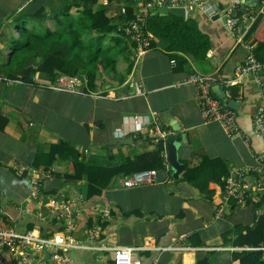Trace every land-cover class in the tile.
Masks as SVG:
<instances>
[{
    "label": "crops",
    "instance_id": "crops-1",
    "mask_svg": "<svg viewBox=\"0 0 264 264\" xmlns=\"http://www.w3.org/2000/svg\"><path fill=\"white\" fill-rule=\"evenodd\" d=\"M204 2L220 11L236 3L239 10L252 11L254 19L245 18L232 31L221 16L211 18L197 8L185 10V17L179 19L191 21L209 38L210 50L204 58L191 53L172 58L168 45L148 31L151 48L139 58L125 36L133 70L124 76L123 84L105 82L100 94H88L85 88L73 94L50 89L60 76L53 81L37 72L32 76L33 85L24 83L25 70L13 69L11 55L21 30L37 28L32 22L21 25L17 21L20 16L42 11L44 17H54L79 1L0 0V73L13 81L0 82V114L9 119L0 130V227L18 233L34 231L41 237L61 233L77 244L101 249L67 250L77 264H114L113 249L124 247L140 248L134 256L141 264H241L242 253L264 252V243L258 248L238 245L234 233L237 227L256 226L264 216V196L256 195L245 206L225 207L224 216L215 218L216 208L226 198L228 176L244 168L264 170V132L254 130L252 123L256 109L264 106V67L258 75L242 72L248 58L246 44L255 45L256 57L264 64L263 2ZM141 4L142 0H123L104 7L110 17H118L125 7L137 15ZM239 10L236 13L241 15ZM47 29L54 31L55 25L47 21L38 33ZM127 65L119 63L121 73ZM192 75L216 78L214 95L222 102L239 103L235 111L242 137L228 136L221 124L202 116L197 88L186 84ZM228 81L235 84L226 87ZM155 125L168 132L164 140L151 139ZM161 142H165L164 164L156 171L158 181L154 184L124 187L117 178L101 195L88 197L87 177L80 181L64 178L74 174L73 161L118 167L156 151ZM61 143L64 152L46 170L48 155ZM169 143L178 145L177 158L183 170L214 161L217 172L224 164L229 173L222 178L224 183L210 182L208 196L182 180L183 170L175 179L168 159ZM20 165L39 171V175L19 176ZM246 180L254 183L251 176ZM63 206L74 213L75 231L65 229L68 209ZM106 210L109 217L104 219ZM28 252L34 264H53L49 250L32 247ZM6 261L24 264L10 256Z\"/></svg>",
    "mask_w": 264,
    "mask_h": 264
},
{
    "label": "trees",
    "instance_id": "trees-1",
    "mask_svg": "<svg viewBox=\"0 0 264 264\" xmlns=\"http://www.w3.org/2000/svg\"><path fill=\"white\" fill-rule=\"evenodd\" d=\"M78 1L79 3L65 7L54 17H44L41 11L34 15L24 14L17 19L21 25L47 21L55 25L54 31L47 29L43 33L23 28L19 42L12 46L11 64L13 63L16 72L25 70L22 78L24 83L33 85L32 76L37 72L47 74L53 81L61 75L79 76L84 79L83 86L88 94H100L105 82L123 84L124 76L132 72L133 61L130 60V49L122 30L127 20L135 18L133 9L125 7V15L110 17L104 2L113 5L123 0ZM144 30L167 44L172 58H178V53H191L202 59L210 50L209 38L194 27L191 21L179 19L175 15L152 14L147 19ZM121 62L128 64L123 73L118 66ZM8 121L6 116L0 114V130H4ZM63 144L53 146L44 167L46 170H49L56 157L64 152L61 148ZM164 151L165 142H161L156 151L141 154L129 159L126 164L113 168L73 161L70 166L74 174L65 175L64 178L68 181H80L87 177L88 197L101 195L118 177L161 170ZM214 163L205 161L197 168L185 167L182 180L209 196L210 182L222 185V178L229 174L224 164L217 172L213 170L216 167ZM204 169H207V172H204ZM262 200L264 201V197ZM234 233L238 245L260 247L264 243V216H260L254 228L237 227ZM262 260L263 251H249L242 253L240 262L258 264Z\"/></svg>",
    "mask_w": 264,
    "mask_h": 264
},
{
    "label": "built area",
    "instance_id": "built-area-1",
    "mask_svg": "<svg viewBox=\"0 0 264 264\" xmlns=\"http://www.w3.org/2000/svg\"><path fill=\"white\" fill-rule=\"evenodd\" d=\"M33 2L36 0H28ZM263 7H264V0ZM104 5H108V2H104ZM168 7V9H202L211 18L215 16H221L226 19L227 25L232 31L237 30L240 26V22L245 18L254 19L253 12L245 8L239 10L236 3L226 9L220 11L214 5L205 3L204 0H142L140 11L135 18L129 19L125 22L124 29L122 30L127 38H129L134 45V52L137 57H142L151 48L152 35L144 30L147 19L150 15L154 14L158 9ZM239 10L240 14L236 13ZM126 10L123 8L120 11L121 15H125ZM246 50L248 51V58L246 64L242 68L243 73H250L258 75L264 64L259 61L255 53V45L246 44ZM259 81V78H258ZM0 82L10 84L12 80L4 77L0 73ZM217 79L211 76L192 75L190 76L186 84L193 85L197 88V102L201 110L202 116L207 121H215L221 124L226 134L230 137H242V132L238 124L237 112L218 99L213 93V86L216 84ZM84 80L79 76H67L62 75L58 78L57 82L50 89L64 92L78 94L82 93L84 89ZM234 82H225V86H233ZM134 119L140 120L139 117ZM253 128L257 132H264V106H260L253 114ZM118 136H122V132H117ZM168 135V132L163 131L158 125L154 126L151 132V139L159 138L164 140ZM262 163V161H261ZM264 170L262 168L250 167L237 170L234 174L228 176L225 179L226 198L216 208L215 218L219 219L224 216L225 207L235 204L236 206H245L247 201L256 195L264 196ZM16 173L19 176L24 174L39 175V171L29 170L27 167L20 165L17 168ZM251 176L254 178V183H249L246 178ZM118 184L124 187L132 186H144L154 184L158 181L156 171H144L135 173L130 176L118 177ZM117 179V178H116ZM115 179V180H116ZM64 210L68 209L67 218L64 222L65 229L68 231L76 230V220L74 213L70 211L69 206H63ZM102 217L104 219L109 217V212L106 210L103 212ZM98 236V234H97ZM90 240V239H88ZM35 248L36 250H49L52 252L53 264H77L76 261L70 257L67 250L71 249H85L98 251L101 250L98 247H92L91 244H77L70 236H64L63 234H56L53 237H41L35 235L34 231H28L26 233H18L11 229H5L0 227V264H6V257L17 258L19 262L24 264H34L32 261L28 249ZM264 249V248H263ZM141 250L140 248H114V264H141V262L135 258V252Z\"/></svg>",
    "mask_w": 264,
    "mask_h": 264
},
{
    "label": "water",
    "instance_id": "water-1",
    "mask_svg": "<svg viewBox=\"0 0 264 264\" xmlns=\"http://www.w3.org/2000/svg\"><path fill=\"white\" fill-rule=\"evenodd\" d=\"M175 15L178 18H184L185 17V10L184 9H168V7H163L161 9H158L154 15H168V14ZM224 21L226 19L224 18ZM224 104H226L229 108L233 110H238L239 103L229 101L227 99H224L223 101ZM177 147L178 145L176 143H169L168 144V159L170 162L171 167L174 170V178L179 179L180 174L183 170V166L179 163L178 158H177ZM258 264H264V260L260 261Z\"/></svg>",
    "mask_w": 264,
    "mask_h": 264
},
{
    "label": "rangeland",
    "instance_id": "rangeland-1",
    "mask_svg": "<svg viewBox=\"0 0 264 264\" xmlns=\"http://www.w3.org/2000/svg\"><path fill=\"white\" fill-rule=\"evenodd\" d=\"M33 24H35V25H37V28H34V30L36 31V32H41V30L43 29V27H45L46 26V22H44V23H38V24H36V23H33ZM39 28V29H38ZM39 31H38V30ZM33 30V29H32ZM122 69V68H121ZM124 69V68H123ZM122 69V70H123Z\"/></svg>",
    "mask_w": 264,
    "mask_h": 264
}]
</instances>
